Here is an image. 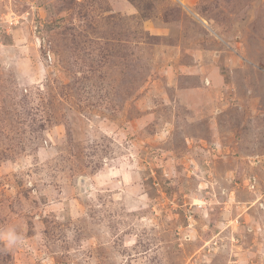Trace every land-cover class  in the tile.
Instances as JSON below:
<instances>
[{
	"label": "rangeland",
	"instance_id": "obj_1",
	"mask_svg": "<svg viewBox=\"0 0 264 264\" xmlns=\"http://www.w3.org/2000/svg\"><path fill=\"white\" fill-rule=\"evenodd\" d=\"M257 201L264 0H0V264H264Z\"/></svg>",
	"mask_w": 264,
	"mask_h": 264
},
{
	"label": "built area",
	"instance_id": "obj_2",
	"mask_svg": "<svg viewBox=\"0 0 264 264\" xmlns=\"http://www.w3.org/2000/svg\"><path fill=\"white\" fill-rule=\"evenodd\" d=\"M256 182H257V180H256V178H254V177L250 180V184H251V186H252L253 188L255 187ZM256 203H258L259 208H260L262 211H264V201H263V202L257 201Z\"/></svg>",
	"mask_w": 264,
	"mask_h": 264
},
{
	"label": "clouds",
	"instance_id": "obj_3",
	"mask_svg": "<svg viewBox=\"0 0 264 264\" xmlns=\"http://www.w3.org/2000/svg\"><path fill=\"white\" fill-rule=\"evenodd\" d=\"M3 239L9 241V243L11 244V243H14L15 242L16 237L13 234L9 233V234L5 235L3 237Z\"/></svg>",
	"mask_w": 264,
	"mask_h": 264
},
{
	"label": "trees",
	"instance_id": "obj_4",
	"mask_svg": "<svg viewBox=\"0 0 264 264\" xmlns=\"http://www.w3.org/2000/svg\"><path fill=\"white\" fill-rule=\"evenodd\" d=\"M133 1V0H132ZM137 9H139V13H140V15H141V19H147L148 17L147 16H144V15H142V11L140 10V8L137 6Z\"/></svg>",
	"mask_w": 264,
	"mask_h": 264
}]
</instances>
